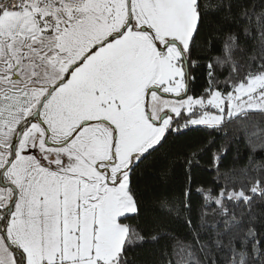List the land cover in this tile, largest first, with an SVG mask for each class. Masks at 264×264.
<instances>
[{
  "label": "snow or ice",
  "instance_id": "6c2138e0",
  "mask_svg": "<svg viewBox=\"0 0 264 264\" xmlns=\"http://www.w3.org/2000/svg\"><path fill=\"white\" fill-rule=\"evenodd\" d=\"M0 264H264V0H0Z\"/></svg>",
  "mask_w": 264,
  "mask_h": 264
},
{
  "label": "trees",
  "instance_id": "16d2710c",
  "mask_svg": "<svg viewBox=\"0 0 264 264\" xmlns=\"http://www.w3.org/2000/svg\"><path fill=\"white\" fill-rule=\"evenodd\" d=\"M195 89L199 90V84L195 86ZM186 134L174 135L169 145L166 146L167 149H170L171 153L175 154L178 152H185L189 148L203 144L208 139V131L203 129L202 127L193 128L192 130H185ZM216 141H220V137H216ZM239 152V163L236 162L237 153ZM248 150L245 148L243 143L239 145H235L229 149L227 155L223 158V164L221 166L222 172H228L232 167H236L237 169L243 167L246 164V156ZM260 154H258L259 157ZM211 159V153H205L203 156L202 164L207 165L209 160ZM165 160L162 156H157L155 162L152 167L146 169L142 176L138 178V190L141 192L143 199L146 203H151L153 198L156 195H159L161 192L165 190L164 185L162 183L161 171L165 166ZM196 180L198 183L203 184L206 187H212L215 190H219L220 185L214 183V173L209 171L207 168H199L195 172ZM238 180L242 181L243 177L238 176ZM221 183H224V180L221 179ZM172 188L179 187L175 182L170 185ZM201 196L199 194L194 193L192 196L193 201V214L195 215L196 209L201 203ZM172 227L179 233L181 236L186 235L185 230L177 225L173 224ZM144 255L147 254V250H144L142 253Z\"/></svg>",
  "mask_w": 264,
  "mask_h": 264
}]
</instances>
